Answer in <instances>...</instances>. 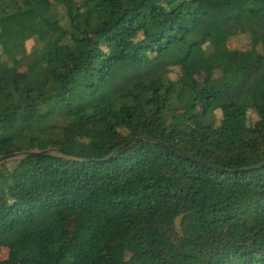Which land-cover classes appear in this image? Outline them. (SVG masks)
<instances>
[{"label": "trees", "instance_id": "trees-1", "mask_svg": "<svg viewBox=\"0 0 264 264\" xmlns=\"http://www.w3.org/2000/svg\"><path fill=\"white\" fill-rule=\"evenodd\" d=\"M0 66V264H264V0H0Z\"/></svg>", "mask_w": 264, "mask_h": 264}, {"label": "rangeland", "instance_id": "rangeland-1", "mask_svg": "<svg viewBox=\"0 0 264 264\" xmlns=\"http://www.w3.org/2000/svg\"><path fill=\"white\" fill-rule=\"evenodd\" d=\"M58 5V4H57ZM233 49H238L242 51H246L250 49L249 39L247 36L240 35L236 38H233L230 40L229 44L220 47L218 49H214L211 46H205L202 50V54L209 55L213 59H220L227 55L230 51ZM0 68H2L0 66ZM184 74L188 75V70L183 69ZM22 75L25 76V72H22ZM257 94H260L262 92V86H259L256 88ZM21 159V156H15L12 159H9V161H5L0 163V172H6L9 170H12V168L17 164V162ZM7 162V163H6ZM0 207H2V204H0ZM86 214L85 210L78 209L75 214H73L65 223L64 228L66 232V237L69 240L75 241V242H82L86 240V229L82 225V220ZM9 258L8 250L1 247L0 251V261L1 260H7Z\"/></svg>", "mask_w": 264, "mask_h": 264}, {"label": "water", "instance_id": "water-1", "mask_svg": "<svg viewBox=\"0 0 264 264\" xmlns=\"http://www.w3.org/2000/svg\"><path fill=\"white\" fill-rule=\"evenodd\" d=\"M30 155H32V156H37V155H39V153H32V154H30ZM15 156H17V155H12V156H9V157H3V158L0 159V163L5 162V161H7V160H9V159H12V158H14Z\"/></svg>", "mask_w": 264, "mask_h": 264}]
</instances>
